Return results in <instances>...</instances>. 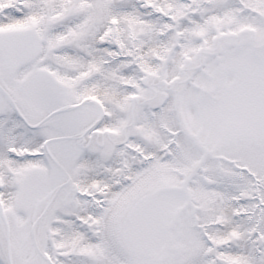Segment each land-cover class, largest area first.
<instances>
[{
  "label": "snow or ice",
  "instance_id": "obj_1",
  "mask_svg": "<svg viewBox=\"0 0 264 264\" xmlns=\"http://www.w3.org/2000/svg\"><path fill=\"white\" fill-rule=\"evenodd\" d=\"M0 264H264V0H0Z\"/></svg>",
  "mask_w": 264,
  "mask_h": 264
}]
</instances>
